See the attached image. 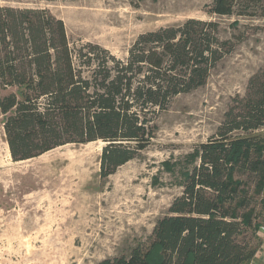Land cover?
<instances>
[{
  "label": "trees",
  "instance_id": "16d2710c",
  "mask_svg": "<svg viewBox=\"0 0 264 264\" xmlns=\"http://www.w3.org/2000/svg\"><path fill=\"white\" fill-rule=\"evenodd\" d=\"M24 1V0H14ZM26 1V0H25ZM264 0H211L218 16H254ZM236 47L220 24L189 18L137 36L125 60L97 45L70 46L63 21L47 9L0 6V115L14 162L67 144L105 143L100 176L147 148L158 113L204 86ZM79 63V65H78ZM97 64L86 76L81 65ZM216 135L195 148L198 164L146 241L96 264H247L260 241H244L260 222L264 194V75L249 79ZM254 175V194L235 175ZM264 214V197L258 201Z\"/></svg>",
  "mask_w": 264,
  "mask_h": 264
},
{
  "label": "rangeland",
  "instance_id": "374dc122",
  "mask_svg": "<svg viewBox=\"0 0 264 264\" xmlns=\"http://www.w3.org/2000/svg\"><path fill=\"white\" fill-rule=\"evenodd\" d=\"M210 3L0 0V6L47 9L63 21L72 48L97 45L120 60L138 35L189 18L218 22L221 38L236 42L204 86L177 95L158 113L147 148L107 177L100 176L105 145L100 140L14 162L0 115V264H96L128 255L147 240L156 220L181 195L185 174L198 164L195 148L216 135L233 99L247 92L249 79L264 75V3L248 17L211 14ZM80 65L86 76L97 66ZM256 133L264 137V128ZM235 178L254 194V175L240 170ZM262 197L255 196L251 204L259 226L264 224ZM257 229L247 231L244 241L259 240Z\"/></svg>",
  "mask_w": 264,
  "mask_h": 264
},
{
  "label": "crops",
  "instance_id": "0c3cea01",
  "mask_svg": "<svg viewBox=\"0 0 264 264\" xmlns=\"http://www.w3.org/2000/svg\"><path fill=\"white\" fill-rule=\"evenodd\" d=\"M247 264H264V245L260 244L254 257Z\"/></svg>",
  "mask_w": 264,
  "mask_h": 264
},
{
  "label": "built area",
  "instance_id": "2783aa9c",
  "mask_svg": "<svg viewBox=\"0 0 264 264\" xmlns=\"http://www.w3.org/2000/svg\"><path fill=\"white\" fill-rule=\"evenodd\" d=\"M256 235L258 239L260 240V242H262V244L264 245V224L259 226V228L256 231Z\"/></svg>",
  "mask_w": 264,
  "mask_h": 264
},
{
  "label": "bare ground",
  "instance_id": "6f19581e",
  "mask_svg": "<svg viewBox=\"0 0 264 264\" xmlns=\"http://www.w3.org/2000/svg\"><path fill=\"white\" fill-rule=\"evenodd\" d=\"M83 237V236H82Z\"/></svg>",
  "mask_w": 264,
  "mask_h": 264
}]
</instances>
